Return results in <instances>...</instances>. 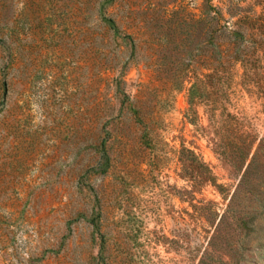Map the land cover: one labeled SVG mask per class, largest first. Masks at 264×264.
<instances>
[{
    "label": "rangeland",
    "instance_id": "374dc122",
    "mask_svg": "<svg viewBox=\"0 0 264 264\" xmlns=\"http://www.w3.org/2000/svg\"><path fill=\"white\" fill-rule=\"evenodd\" d=\"M0 264H264V0H0Z\"/></svg>",
    "mask_w": 264,
    "mask_h": 264
}]
</instances>
